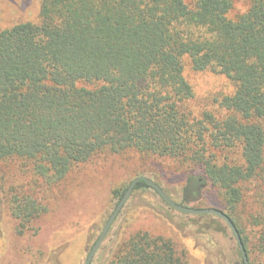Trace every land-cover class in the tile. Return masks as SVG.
<instances>
[{
  "label": "trees",
  "instance_id": "obj_1",
  "mask_svg": "<svg viewBox=\"0 0 264 264\" xmlns=\"http://www.w3.org/2000/svg\"><path fill=\"white\" fill-rule=\"evenodd\" d=\"M249 2L234 20V0H40L38 23L1 30L0 163L17 166L0 176V196L16 233L37 234L41 190L100 154L134 151L187 167L180 204L213 187L249 263L264 264V0ZM187 65L234 83L219 115L191 117ZM107 264L187 261L170 239L139 231Z\"/></svg>",
  "mask_w": 264,
  "mask_h": 264
},
{
  "label": "rangeland",
  "instance_id": "obj_2",
  "mask_svg": "<svg viewBox=\"0 0 264 264\" xmlns=\"http://www.w3.org/2000/svg\"><path fill=\"white\" fill-rule=\"evenodd\" d=\"M249 4V0H234L228 17L237 19ZM40 6V0H0V31L24 22L38 23ZM185 75L194 90V97L187 102L191 117L200 118L206 111L219 115L220 101L234 92V83L221 73L198 72L189 65ZM239 153L238 148L234 149L231 159H237ZM14 165L0 163V176L10 178ZM187 172V167L174 159L143 157L134 151L100 154L76 167L58 186L41 190L48 211L33 223L37 234L16 233V221L2 195L0 264H84L119 203L113 198V190L128 187L138 176H146L173 201L181 203ZM250 203L254 210L255 203ZM189 206L223 209L213 187L207 188L200 203ZM139 231L173 241L187 264H242L237 241L224 221L211 215L183 214L165 203L152 188L133 191L91 264H107L117 245Z\"/></svg>",
  "mask_w": 264,
  "mask_h": 264
},
{
  "label": "water",
  "instance_id": "obj_3",
  "mask_svg": "<svg viewBox=\"0 0 264 264\" xmlns=\"http://www.w3.org/2000/svg\"><path fill=\"white\" fill-rule=\"evenodd\" d=\"M139 181H145L148 185H150V187H152L158 193V195L163 199V201L165 203H167L170 207H172L173 209H175V210H177L183 214H188V215H214V216L222 219L228 225V227L232 231V233H233V235L237 241V244L239 246L244 264H250L249 258H248V255L246 253V250H245L244 244L242 242L241 236L239 234V231H238L237 227L235 226V224L233 223V221L231 220V218L226 213H224L223 211L216 209V208H194V207H190V206H186V205L177 203V202L173 201L168 196V194L164 191V189L159 184H157L154 180H152L146 176H138L131 181V183L128 186V189L126 190V192L123 196V198L119 201L115 210L113 211V213L111 214V216L107 220L106 224L104 225L99 238L97 239V241L93 245L92 249L90 250L84 264H91L92 263L95 255L97 254L101 245L103 244V242H104L107 234L109 233L112 225L114 224L115 220L117 219L118 215L120 214V212L123 209V207L125 206V204L131 198L132 193L135 190Z\"/></svg>",
  "mask_w": 264,
  "mask_h": 264
}]
</instances>
